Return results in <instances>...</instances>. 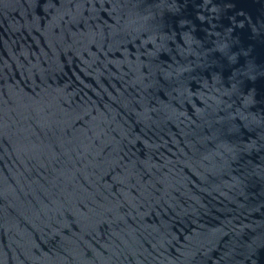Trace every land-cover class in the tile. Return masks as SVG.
<instances>
[{"label": "water", "instance_id": "1", "mask_svg": "<svg viewBox=\"0 0 264 264\" xmlns=\"http://www.w3.org/2000/svg\"><path fill=\"white\" fill-rule=\"evenodd\" d=\"M0 264H264V0H0Z\"/></svg>", "mask_w": 264, "mask_h": 264}]
</instances>
